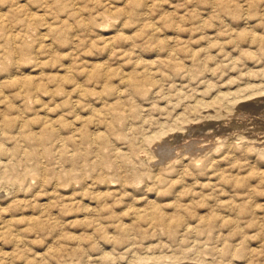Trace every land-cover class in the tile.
<instances>
[{
    "label": "rangeland",
    "instance_id": "rangeland-1",
    "mask_svg": "<svg viewBox=\"0 0 264 264\" xmlns=\"http://www.w3.org/2000/svg\"><path fill=\"white\" fill-rule=\"evenodd\" d=\"M38 1L0 0V264H264V0Z\"/></svg>",
    "mask_w": 264,
    "mask_h": 264
},
{
    "label": "bare ground",
    "instance_id": "bare-ground-1",
    "mask_svg": "<svg viewBox=\"0 0 264 264\" xmlns=\"http://www.w3.org/2000/svg\"><path fill=\"white\" fill-rule=\"evenodd\" d=\"M12 1H13V0H12ZM39 1H40V0H39ZM39 1H38V2H39ZM56 1L58 2V1H60V0H56ZM6 2H7V1H6ZM47 3H48V2H47ZM52 3H54V2H52ZM11 4H12V3H11ZM44 4H45V3H44ZM49 4H50V2H49ZM54 4H55V3H54ZM18 6H19V5H18ZM46 6H48V5L46 4ZM19 7H21V6H19ZM52 7H53V6H52ZM25 8H26V7H25ZM8 10H9V9H8ZM8 10H7V13H8ZM5 13H6V12H5ZM6 15H7V14H6ZM8 15H9V14H8ZM8 15H7V16H8ZM14 16H15V15H14ZM19 16H20V15H19ZM0 17H2V16H0ZM8 17H9V16H8ZM11 20H12V19H11ZM9 21H10V20H9ZM0 22H1V21H0ZM2 24H3V22L0 23V25H2ZM6 24H7V23H5L4 25L7 26ZM50 24H51V23H50ZM50 24H49V25H50ZM4 25H3V26H4ZM56 31H57V30H56ZM11 37H12V36H11ZM14 37H15V36H14ZM14 37H13V38H14ZM15 38H16V37H15ZM106 38H107V37H106ZM12 40H13V39H12ZM14 41H15V40H14ZM8 42H10V41H8ZM13 47H15V46H13ZM16 48H17V47H15V49H16ZM16 50H17V49H16ZM6 53H7V52H6ZM8 55H10V54H8ZM11 55H12V54H11ZM126 77H128V76H126ZM126 77H125V78H126ZM7 78H8V77H7ZM129 78H130V77H129ZM132 79H133V78H132ZM128 81H129V80H128ZM25 96H26V95H25ZM26 98H27V97H26ZM76 129H77V128H76ZM77 130H78V129H77ZM74 131H75V130H74ZM74 131H73V132H74ZM41 134H42V133H41ZM36 137H37V136H36ZM93 139H94V138H93ZM95 139H96V138H95ZM37 140H38V139H37ZM96 140H97V139H96ZM92 142H93V141H92ZM39 143H40V142H39ZM95 143H96V142H95ZM41 146H42V145H41ZM120 166H121V165H120ZM97 193H98V192H97ZM105 194H106V193H105ZM105 196H106V195H105ZM105 196H104V197H105ZM99 197H100V196H99ZM93 210H94L95 213H96V209H93ZM94 211H93V212H94ZM106 211H107V210H106ZM93 212H92V213H93ZM155 214H156V213H155ZM93 216H94V215H93ZM112 216H113V215H112ZM155 218H156V217H155ZM156 219H161V217H160V216H157ZM101 224H102V223H101ZM121 224H122V223H121ZM124 224H125V223H124ZM116 226H117V225H116ZM116 226H115V227H116ZM118 226H119V224H118ZM118 226H117V227H118ZM127 228H128V227H127ZM105 229H106V228H105ZM122 229L125 230L123 227H122Z\"/></svg>",
    "mask_w": 264,
    "mask_h": 264
}]
</instances>
